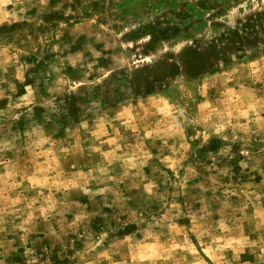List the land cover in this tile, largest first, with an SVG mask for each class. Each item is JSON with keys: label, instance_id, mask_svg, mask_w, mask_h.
I'll return each instance as SVG.
<instances>
[{"label": "rangeland", "instance_id": "374dc122", "mask_svg": "<svg viewBox=\"0 0 264 264\" xmlns=\"http://www.w3.org/2000/svg\"><path fill=\"white\" fill-rule=\"evenodd\" d=\"M0 264H264V0H0Z\"/></svg>", "mask_w": 264, "mask_h": 264}, {"label": "trees", "instance_id": "16d2710c", "mask_svg": "<svg viewBox=\"0 0 264 264\" xmlns=\"http://www.w3.org/2000/svg\"><path fill=\"white\" fill-rule=\"evenodd\" d=\"M257 23V19H253L251 21H246L244 23L240 24V27L230 29L227 31V33H222L217 38L219 41L224 40V46H217L216 53L219 51H224L225 48H231L233 47L232 44H234L235 49L241 50L244 46V44L248 43L249 38H253L255 36V25ZM253 35V36H252ZM215 43H212L209 47L211 49L216 48ZM204 52H199L194 48H189L185 50L183 53L184 56V64L187 72L191 76L198 75L200 73H203L207 71L208 66L204 60ZM177 72V66L174 65L170 71V73ZM151 91V85H147L144 89V92H150Z\"/></svg>", "mask_w": 264, "mask_h": 264}]
</instances>
